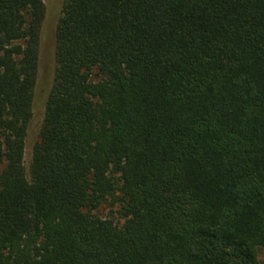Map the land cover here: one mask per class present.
Instances as JSON below:
<instances>
[{
    "label": "trees",
    "instance_id": "1",
    "mask_svg": "<svg viewBox=\"0 0 264 264\" xmlns=\"http://www.w3.org/2000/svg\"><path fill=\"white\" fill-rule=\"evenodd\" d=\"M44 17L0 0V264H259L264 0H63L27 176Z\"/></svg>",
    "mask_w": 264,
    "mask_h": 264
},
{
    "label": "rangeland",
    "instance_id": "2",
    "mask_svg": "<svg viewBox=\"0 0 264 264\" xmlns=\"http://www.w3.org/2000/svg\"><path fill=\"white\" fill-rule=\"evenodd\" d=\"M42 1L45 6V17L39 44L38 71L34 91V110L32 120L28 127L24 148L23 163L27 176H29L32 148L37 141L44 100L54 80L55 30L63 4V0ZM92 213L102 218L112 219L119 224H122L124 221L119 203L111 198H108L106 202L102 203L96 210H93ZM256 254L259 264H264V248L258 247Z\"/></svg>",
    "mask_w": 264,
    "mask_h": 264
}]
</instances>
